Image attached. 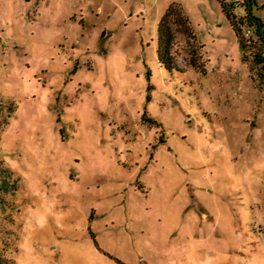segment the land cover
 I'll return each instance as SVG.
<instances>
[{
    "label": "rangeland",
    "instance_id": "374dc122",
    "mask_svg": "<svg viewBox=\"0 0 264 264\" xmlns=\"http://www.w3.org/2000/svg\"><path fill=\"white\" fill-rule=\"evenodd\" d=\"M0 264H264V66L218 0H0Z\"/></svg>",
    "mask_w": 264,
    "mask_h": 264
},
{
    "label": "trees",
    "instance_id": "16d2710c",
    "mask_svg": "<svg viewBox=\"0 0 264 264\" xmlns=\"http://www.w3.org/2000/svg\"><path fill=\"white\" fill-rule=\"evenodd\" d=\"M218 1L237 34L240 46L248 47L253 62L264 66V20L253 13V0H232L231 2L228 0ZM236 6H241L243 8L242 14L238 15L235 12ZM244 24H246V27L250 28L258 41V45L254 49H251V33L248 36L243 33ZM177 30L184 33L187 37L192 35L187 16L183 12L182 7L178 3H171L162 14L157 28L158 59L168 69L179 68L171 52L175 31Z\"/></svg>",
    "mask_w": 264,
    "mask_h": 264
},
{
    "label": "built area",
    "instance_id": "2783aa9c",
    "mask_svg": "<svg viewBox=\"0 0 264 264\" xmlns=\"http://www.w3.org/2000/svg\"><path fill=\"white\" fill-rule=\"evenodd\" d=\"M243 33H244L246 36L250 35V33H251L250 28L246 27L245 30L243 31Z\"/></svg>",
    "mask_w": 264,
    "mask_h": 264
}]
</instances>
